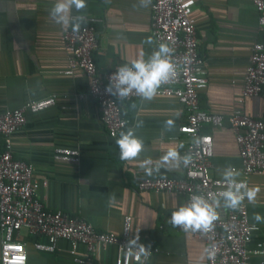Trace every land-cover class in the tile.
Instances as JSON below:
<instances>
[{
	"label": "crops",
	"instance_id": "crops-1",
	"mask_svg": "<svg viewBox=\"0 0 264 264\" xmlns=\"http://www.w3.org/2000/svg\"><path fill=\"white\" fill-rule=\"evenodd\" d=\"M54 0H0V112L19 107L26 99L55 95L53 106L37 112H25V123L12 135V156L30 163L37 180L36 195L49 210H61L80 217L98 230L119 235L121 219L130 217V237L139 235L140 242L156 248L147 264H201L203 243L179 232L166 221L167 212L181 204L176 193H138L135 182L146 175L140 168L145 158L158 161L175 140L183 135L177 126L185 120L183 107L170 98L155 97L122 100L121 116L127 126L137 121L143 126L136 135L144 141L138 159L119 158L116 139L107 135L99 119V108L86 94L88 80L76 69L68 76L65 54L59 47L63 30L55 24L49 10ZM87 8L73 14L96 16L97 47L93 62L104 73L115 66L130 65L141 54L147 59L158 47L145 43L149 34V7L139 0H86ZM202 60L198 73L207 83L197 91L199 108L226 117L236 106L242 86L250 46L264 45V29H256V12L249 0H193L190 10ZM77 94H82L78 99ZM243 111L252 118L264 119V86L257 97L245 98ZM179 112L177 118L175 113ZM173 119L171 131L164 122ZM211 136L210 173L222 176L227 166L239 171L240 160L234 136L225 123L220 128L204 127ZM184 137V136H183ZM77 148L78 164L57 161L51 157L53 147ZM2 140L0 138V150ZM179 175L178 170L162 167L151 176ZM249 187L258 186L256 205L245 199L248 220L253 213L264 215V174L248 177ZM161 226V228H159ZM25 264H72L65 252L67 243L57 242V250L44 253L32 248L30 239L21 231ZM249 249L263 252L264 223L256 225ZM83 253V246L77 247ZM114 246L95 248L92 264H113ZM261 253L252 254L258 261Z\"/></svg>",
	"mask_w": 264,
	"mask_h": 264
},
{
	"label": "built area",
	"instance_id": "built-area-1",
	"mask_svg": "<svg viewBox=\"0 0 264 264\" xmlns=\"http://www.w3.org/2000/svg\"><path fill=\"white\" fill-rule=\"evenodd\" d=\"M249 1L256 12V29L261 31L264 29V0ZM192 5L193 0H151L149 6V34L157 47L166 43L173 49L171 60L177 68V75L162 84L155 97L173 99L183 107L185 120L177 126V132L184 137H177L175 143L183 144L179 149L181 155L190 154L192 160L187 167L181 166L177 176H144L135 182L134 188L138 193L170 192L183 197L181 204L167 212L168 223L171 213L188 203L193 195L218 196L226 190L223 177L210 173L211 136L202 128H220L227 124L240 160L238 180L247 183L249 176L264 174V119L250 117L241 107L245 98L257 97L262 92L264 45L256 41L250 46L233 111L224 117L202 110L197 91L205 87L207 79L198 73L202 60L195 25L189 15ZM84 16L87 23L81 24L78 32L74 33L69 27L60 33L59 47L65 54L62 73L70 76L76 69L83 73L88 80L86 94L98 106L99 119L107 135L114 138L126 128L127 120L120 114L122 100L107 94L105 87L120 66L104 73L97 71L93 53L97 47L96 24L101 19ZM76 97L80 99L82 94ZM135 98L141 97L133 93L124 100ZM54 103L55 95L49 94L26 99L19 107L0 112V264H25L24 242L19 238L21 231L30 239L34 250L44 253H53L58 249L57 242L65 241V252L72 264H92L95 248L105 250L110 246L116 250L113 264H147L157 250L151 248L149 255L142 256L134 249V254L129 255L127 242L133 237L129 235L128 215L122 217L117 236L94 228L80 217L47 209L36 195L38 187L46 186V180H37L30 163L12 156V135L25 123V112L37 113ZM51 157L78 164L79 150L56 146L51 150ZM218 213L219 219L214 222L213 230L206 234L175 227L192 239L202 241L204 260L201 264H264L263 252L248 247L255 229L248 220L245 201L236 210L221 207ZM79 245L83 246V253L78 252ZM258 253L262 256L254 261L251 255Z\"/></svg>",
	"mask_w": 264,
	"mask_h": 264
},
{
	"label": "clouds",
	"instance_id": "clouds-1",
	"mask_svg": "<svg viewBox=\"0 0 264 264\" xmlns=\"http://www.w3.org/2000/svg\"><path fill=\"white\" fill-rule=\"evenodd\" d=\"M151 0H139V6L148 8ZM87 8L86 0H54L49 10L51 20L61 26L63 30L71 27L72 31L78 32L81 24L87 23L84 15H73V10L80 13ZM145 43L152 44V38L148 37ZM173 49L166 43L159 44L158 48L145 59L143 54L132 61L130 65L120 66L115 74L110 77L105 92L118 100H124L135 93L144 100L155 98L158 89L164 83L169 82L177 75L176 65L171 60ZM179 117V112L175 113ZM175 125L173 119L164 122V130L171 131ZM143 126V121H137L133 127L119 133L116 144L119 148V158L124 161L138 159L144 151L145 145L141 137L136 135V130ZM183 144L170 147L166 153L153 162L145 158L140 162V168L146 175L158 173L162 167L169 170H178L187 167L191 163V155H181L179 149ZM240 172L232 166H227L222 172L225 184L224 191L217 196L193 195L190 201L174 210L169 218L173 227H180L185 231H199L204 234L213 230L214 222L219 219L218 209L221 207L236 210L245 201L255 206L257 195L261 191L258 186L249 187L243 180H238ZM223 202V203H222ZM253 229L256 225L264 223V215L253 213ZM129 255H133L134 249H138L139 255L150 254L151 246L139 242V236H134L127 242ZM214 255V253H213Z\"/></svg>",
	"mask_w": 264,
	"mask_h": 264
}]
</instances>
